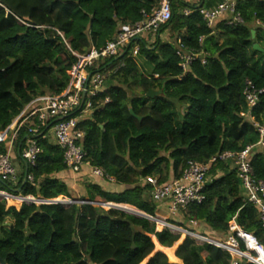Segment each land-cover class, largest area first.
I'll use <instances>...</instances> for the list:
<instances>
[{"label":"trees","instance_id":"trees-1","mask_svg":"<svg viewBox=\"0 0 264 264\" xmlns=\"http://www.w3.org/2000/svg\"><path fill=\"white\" fill-rule=\"evenodd\" d=\"M220 2L169 0L171 18L159 27L152 44L145 40L150 34H145L131 41L125 54L99 66L107 77L92 103H108L79 127L85 133L84 163L112 182L93 178L94 183L83 185L84 197L74 199L63 151L49 138L39 139L40 152L28 169L32 183L23 184L21 167L14 196L91 204L23 203L17 210L0 201V264H178L176 259L181 264H249L187 237L174 257L180 234L156 231L149 218L159 210L166 214V209L151 200L150 187L141 182L154 177L166 184L180 177L188 162L205 164L218 153H239L246 147H252L248 160L253 177L264 182V146L256 145L258 134L250 120L264 126V0H236L235 12L243 24L227 25L225 16L208 28L198 10ZM158 3L0 0V133L32 100L62 94L77 62L72 53L102 49ZM254 44L262 52L253 50ZM134 46L138 51L132 58ZM177 53H200L204 64L198 59L183 72ZM245 80L263 90L251 111L242 96ZM149 91L158 95L149 98ZM24 135L22 130L15 147L23 144ZM76 174L89 177V170L83 166ZM210 175L203 202L189 206L182 217L167 215L166 222L225 240L234 219L264 247V230L256 210L243 200L235 171L219 163ZM102 184L116 189L109 191ZM0 191L12 193L1 184ZM92 203L115 207L104 210ZM191 221L197 222L196 228ZM154 244L163 254L152 255Z\"/></svg>","mask_w":264,"mask_h":264},{"label":"built area","instance_id":"built-area-1","mask_svg":"<svg viewBox=\"0 0 264 264\" xmlns=\"http://www.w3.org/2000/svg\"><path fill=\"white\" fill-rule=\"evenodd\" d=\"M235 7L236 0H222L212 9L200 8L198 13L208 28L225 16H227V25H242L243 21L235 12ZM183 14L187 16L189 11L184 10ZM142 15L141 21L125 26L102 49L91 48L84 55L72 53L77 62L71 66L68 72L69 81L62 94L43 96L32 100L0 133V150H4L3 153H0V181L12 190V193L0 191L4 195L0 198L7 200L17 198L22 201L21 204L38 203L25 202V198L14 196L13 190L18 185L21 170L14 164L13 160L16 153L23 167V181L31 184L32 178L28 175V169L34 166L36 157L40 152L37 145L39 139L49 138L63 151L64 164L71 173L76 174L85 166L89 170L90 178H105L100 169L92 168L84 163L83 142L85 133L79 124L91 119L95 110H99L103 104L108 103V100L103 103L98 101L92 103V99H95L104 90L107 77V74L103 72V69L101 71L99 66L104 64L105 60L125 54V49L130 42L138 37L145 34L155 36L159 27L171 18L169 0H159L157 7L153 8L149 14L143 13ZM256 24L259 25L258 22ZM137 51L138 48L134 46L129 57H135ZM199 54L177 53L183 72L198 59L201 64H204V58L200 59ZM262 94L263 90L256 89L248 80L244 81L242 96L248 111L256 107ZM250 120L258 134L256 145L263 147L264 126L254 122L252 118ZM22 130H25L23 144L15 147V142ZM251 148L246 147L239 153H218L205 164L188 162L180 177L166 184H159L157 178L154 177L143 178L141 182L150 187L151 200L165 207L167 215L182 217L189 206L200 205L203 202L204 187L212 179L211 168L219 163L224 164L235 171L243 200L256 210L260 227L264 230V182L256 180L252 175L248 160ZM220 176V171H217L215 178ZM105 179L112 181L109 178ZM54 202L56 200L49 204L56 205ZM149 220L153 221L152 218ZM189 224L192 228L197 227L195 221H191ZM164 226L171 232L186 233L190 237H196L195 233H199L198 231H184L168 223ZM228 228L229 234L225 240L214 239L209 236L199 238L205 244L226 252L233 260H245L249 264H264V247L258 243L253 234L242 231L235 224L234 219L229 223ZM240 247L243 248V251Z\"/></svg>","mask_w":264,"mask_h":264},{"label":"rangeland","instance_id":"rangeland-1","mask_svg":"<svg viewBox=\"0 0 264 264\" xmlns=\"http://www.w3.org/2000/svg\"><path fill=\"white\" fill-rule=\"evenodd\" d=\"M189 2H192V3H196L198 0H188ZM146 38V37H145ZM155 39H156V37L155 36H152V35H150V36H147V42L149 43V44H152L154 41H155ZM160 39L161 40H166L167 39V37L164 35V34H162L161 36H160ZM139 91L140 90H136V92H137V94H139ZM181 112H184L183 110H181ZM14 163L15 164H17L16 163V160L14 161ZM17 167L18 168H20V166H19V164L17 165ZM67 182L70 184V187L72 188V190H73V192H74V194H73V196H74V199H78V200H81L82 199V197H84V190H83V185L84 184H87V183H94L95 182V180H93V178H90V177H86V176H83L82 174H74V173H72V174H69V176H68V178H67ZM112 184V183H111ZM105 185V184H104ZM107 185V184H106ZM0 196H4V195H0ZM19 198V197H18ZM26 199V201L25 202H38L37 203V205L38 204H42V203H45V204H49L50 202H42L41 200H35L34 201V199H32V198H25ZM33 200V201H32ZM78 200H76V201H78ZM0 201H4L5 202V206H6V208H15V209H19L20 208V206L22 205L21 204V200H19V199H13V200H7V199H2V198H0ZM52 202V201H51ZM73 201H71V200H68V199H64V198H57V200H56V202H54L56 205L58 204V205H63V206H67V205H71V204H75V202H73ZM78 202H81V201H78ZM84 202H86V201H84ZM95 207V206H94ZM98 207L99 208H102V209H104V210H109V209H111V208H114L112 205H103V204H101V205H98ZM119 208H121V207H119ZM123 208V210L125 211V212H128V211H132L133 213H135L134 215H137V216H142L141 214H139V213H137L134 209H132V208H130V207H122ZM131 209V210H130ZM164 214V215H163ZM166 216H167V214H165V212H163V211H161V210H159L158 211V213L155 215V217L154 218H152V220L153 221H151V222H153V223H155V225H156V231L157 232H160L161 230H163V229H166L165 228V226H164V224H166L167 222L165 221V219H166ZM195 232H197L196 230H195ZM179 234H180V239H179V242H178V244L177 245H175L174 246V248H173V253H175V250L177 249V247L183 242V240L185 239V237H187V238H189V239H191V240H193L196 244H205L204 243V241H202L199 237H202V236H205V235H203L202 233H195L197 236L196 237H194V236H192L193 237V239H192V237H190V236H188V235H186V233H180V232H178ZM152 238L153 237H151V240H152ZM153 240H154V238H153ZM152 240V241H153ZM157 252H161V250H158V248L157 247H154V250H153V253H152V255L153 254H155V253H157ZM163 254V253H162ZM151 255V256H152ZM150 256V257H151ZM149 257V258H150ZM148 258V259H149ZM147 261V260H146ZM145 261V262H146ZM144 262V263H145ZM170 262V261H169ZM171 263H175V262H171ZM180 263V262H179Z\"/></svg>","mask_w":264,"mask_h":264},{"label":"water","instance_id":"water-1","mask_svg":"<svg viewBox=\"0 0 264 264\" xmlns=\"http://www.w3.org/2000/svg\"><path fill=\"white\" fill-rule=\"evenodd\" d=\"M251 33V38H253V36H254V32L253 31H251L250 32ZM252 49L253 50H255V51H258V52H262V49H260V47L258 46V45H256V44H254L253 46H252ZM153 95H158V93H154V92H152V91H149L148 92V94H147V97H149V98H151ZM26 182H25V180L23 181V184H25ZM0 184L1 185H4V183L2 182V181H0ZM75 202V204H91V203H89V202H78V201H74ZM73 203V202H72ZM98 205H101V203H92V206H95V207H98ZM117 209H120V208H117ZM132 213V212H131ZM132 214H135V213H132ZM140 216V215H139ZM141 217H143V216H141Z\"/></svg>","mask_w":264,"mask_h":264},{"label":"crops","instance_id":"crops-1","mask_svg":"<svg viewBox=\"0 0 264 264\" xmlns=\"http://www.w3.org/2000/svg\"><path fill=\"white\" fill-rule=\"evenodd\" d=\"M214 7H215V6H213L212 8H214ZM212 8H210V9H212ZM144 37H145V36H144ZM145 40H147V37L145 38ZM0 136H1V134H0ZM15 155H16V156H15V158H14L13 161L16 160V163H17V164H15V163H14V164H15L16 166L19 164V166H20L19 169L21 170L22 164H21L20 161L18 160V157H17V154H16V153H15ZM93 180H95V179H93ZM108 181H109V180H108ZM109 182H112V181H109ZM102 186H103V188H105V189L107 188L109 191H114V190L116 189V186H111V185L108 186V185H103V184H102ZM213 238H214V237H213ZM214 239H218V238H214ZM154 247H155V244H154ZM160 253H162V252H160ZM173 256H174V253H173ZM174 257H175V256H174ZM175 259H176V258H175ZM176 261H178V262H177L178 264H181V262H180L178 259H176ZM179 262H180V263H179ZM175 264H176V263H175Z\"/></svg>","mask_w":264,"mask_h":264},{"label":"clouds","instance_id":"clouds-1","mask_svg":"<svg viewBox=\"0 0 264 264\" xmlns=\"http://www.w3.org/2000/svg\"><path fill=\"white\" fill-rule=\"evenodd\" d=\"M2 192V191H1ZM46 205H50V204H46ZM58 205V204H57ZM113 207H115V206H113Z\"/></svg>","mask_w":264,"mask_h":264}]
</instances>
